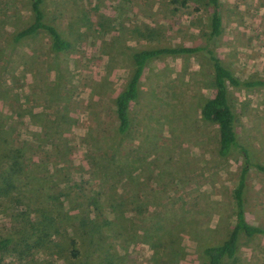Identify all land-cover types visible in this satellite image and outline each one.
<instances>
[{
	"label": "rangeland",
	"instance_id": "374dc122",
	"mask_svg": "<svg viewBox=\"0 0 264 264\" xmlns=\"http://www.w3.org/2000/svg\"><path fill=\"white\" fill-rule=\"evenodd\" d=\"M220 5L221 33L210 36L205 0H44L46 21L69 42L54 52L45 31L12 39L32 19L30 0H0V121L27 168L0 197V236L18 208L42 203L60 207L66 225L74 214L97 220L101 245L80 237L88 264H207L204 248L224 241L235 222L243 162L238 148L219 154L218 125L200 113L215 93L208 55L148 60L124 134L115 97L130 78L132 50L162 44L207 46L235 76L264 82V0ZM145 26L153 39L139 36ZM227 99L238 143L264 164V84H227ZM7 167L0 152V184ZM243 208L264 227V172L252 166ZM54 251L7 253L0 264L69 258ZM221 264H264V235L240 232L234 257Z\"/></svg>",
	"mask_w": 264,
	"mask_h": 264
},
{
	"label": "trees",
	"instance_id": "16d2710c",
	"mask_svg": "<svg viewBox=\"0 0 264 264\" xmlns=\"http://www.w3.org/2000/svg\"><path fill=\"white\" fill-rule=\"evenodd\" d=\"M44 0H30L32 13L31 21L23 28L17 30L12 39L19 41L24 38L33 37L40 31H45L50 37V48L54 52L64 51L69 48V42L61 36L57 28L46 21L43 10ZM184 6L189 1L199 0H173ZM212 8L210 14V36L221 33L222 15L220 0H205ZM139 36L144 39H153L157 34L154 28L145 26L138 30ZM204 50L208 55L213 69V85L215 93L207 98L201 105L200 113L204 119L217 123L219 131V149L221 156L238 148L242 154V166L239 173L237 185L233 196L235 202V222L224 241L220 244L207 246L204 253L207 256V264H221L225 258H233L237 249L238 235L240 232L246 236L255 234L264 235V227L251 224L245 217L243 208V192L245 177L249 167H255L264 172V164L253 161L248 148L237 141V133L234 126V112L227 99V84L235 87H252L262 85V80H242L235 76L226 67L218 54L207 46L200 45H157L140 49H133L131 52L132 71L125 87L115 97V109L118 118L117 132L124 134L129 130L130 117L129 109L131 102L139 95V83L148 60L161 55L191 54ZM6 128L0 121V152L7 161V170L0 184V197H5L15 189L16 180L27 174V168L23 159L21 147H16L7 142ZM91 205L97 207V200H90ZM15 212L14 224L0 236V255L14 253L21 257L29 256L37 250H47L49 255L57 252L68 251V259L60 263L47 260L43 264H88L82 260L84 254L80 247V237L83 235L90 238L91 243L101 245V230L97 220L88 215L84 218L74 214L71 224L66 225L62 209L54 213L48 205L25 204V208H18ZM70 225V226H69ZM66 227H70L67 231ZM99 227V229H98ZM67 231V232H65ZM66 234V235H65ZM86 245L88 243L85 242ZM54 251V252H55ZM109 263L111 259H108Z\"/></svg>",
	"mask_w": 264,
	"mask_h": 264
}]
</instances>
